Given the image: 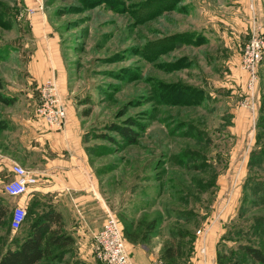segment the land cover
<instances>
[{"label":"rangeland","instance_id":"1","mask_svg":"<svg viewBox=\"0 0 264 264\" xmlns=\"http://www.w3.org/2000/svg\"><path fill=\"white\" fill-rule=\"evenodd\" d=\"M26 1L0 0V92L16 98L12 106L0 104V121L6 123V115L28 109L26 95L32 91L26 66L33 8ZM31 1L38 2L59 41L68 78L66 101L76 112L106 218L114 216L122 226L129 255L134 246L160 260L164 245L174 240L185 253L174 264H184L189 238L196 241L197 231L215 221L221 264H254L243 249L264 252V191L241 193L225 222L216 217L223 200L219 181L229 180L241 164L240 145L247 152L256 142L250 152L264 151V112L259 114L264 55L251 114L254 133L241 144V135L231 131L247 82L240 57L254 29L264 35V0L261 12L249 5L246 16L235 0ZM84 110L88 116H81ZM113 125L135 132L136 142ZM261 170L264 165L255 166L247 176L262 181ZM12 209L0 224V254L21 231L10 230ZM76 252L67 247L40 264H70Z\"/></svg>","mask_w":264,"mask_h":264},{"label":"crops","instance_id":"2","mask_svg":"<svg viewBox=\"0 0 264 264\" xmlns=\"http://www.w3.org/2000/svg\"><path fill=\"white\" fill-rule=\"evenodd\" d=\"M26 4L27 8H33L28 14L27 24L33 40L26 66L27 88L32 91L26 95L28 109L6 115L8 127L0 133V203L7 208L8 214L11 205L13 208L16 205L23 206L27 214L32 215V220L48 210L60 213L64 222L63 230L75 241V259L85 264H98L91 254V245L93 235L101 230L105 221L106 205L91 176L89 157L82 143L76 112L71 100L66 101L68 78L59 41L46 24L38 2L35 5L31 0H27ZM235 4L245 16L249 14L246 9L249 5L260 12L262 9L261 0H235ZM234 19L240 21L238 17ZM238 73L244 82L245 74L242 71ZM49 79L55 80L59 97L66 107L65 126L59 132L49 130L34 114L38 89ZM254 119L250 111L241 104L233 110L231 131L241 135V144L244 138L247 139V134L254 133ZM245 120L248 125L244 123ZM252 138H249L248 142L251 143ZM252 145H248L247 152L243 145L237 147L244 154L241 164L233 172V176L229 175V180L221 178L219 181V197L223 200L217 207L219 216L216 219L221 222L227 220L226 217L233 213L240 201L244 178L248 174L247 162L251 148L254 147ZM14 164L23 167L31 181L23 195L11 199L3 194L2 187L12 178L10 169ZM235 173L241 176H235ZM223 183L227 185L223 186ZM219 220L216 222L219 223ZM215 224V221H211L200 231V236L193 242L194 249L188 264H216V234L219 229ZM200 249H203L204 253H200ZM130 257L135 264H149L155 261L154 256L146 255L143 249L134 246L133 255Z\"/></svg>","mask_w":264,"mask_h":264},{"label":"trees","instance_id":"3","mask_svg":"<svg viewBox=\"0 0 264 264\" xmlns=\"http://www.w3.org/2000/svg\"><path fill=\"white\" fill-rule=\"evenodd\" d=\"M259 72V70H258ZM259 74V73H258ZM3 89L0 83V91ZM16 102V98L9 96L0 92V104L9 107ZM264 112V97L261 99L259 106V114ZM89 111L84 110L81 113V116H88ZM260 120V119H259ZM7 123L4 120L0 121V131L7 129ZM119 134L126 138L131 144L136 142V133L129 131L125 128H119L115 125L111 126ZM264 165V151L259 150V152L252 151L248 160V171H251V168L257 166L261 168ZM263 170H261L262 172ZM264 173V171H263ZM258 177V178H263ZM255 176L252 174L246 176L243 187H242V196L246 192H252L253 196L260 195V192L264 191V179H254ZM260 197V196H258ZM8 216L7 208L0 203V224ZM26 221V219H28ZM32 215H28L26 212V218L23 224L21 225L20 233L15 238L12 239L11 244H9L3 253L0 254V264H40L46 260L50 261L55 259V252L62 250L67 247H72L75 244V241L71 235L66 233L63 230L64 222L63 217L60 213H55L53 210L46 211L40 217L32 220ZM10 220V216H9ZM26 223V224H25ZM25 224V225H24ZM19 229V230H20ZM23 229V230H22ZM11 230V228H10ZM18 230V231H19ZM123 239V229L121 226ZM17 232V231H16ZM126 235V233H125ZM183 238V237H182ZM190 245L189 251L185 256L184 264H188L190 260V253L193 249V240L194 237L189 238ZM245 257L249 259L254 264H264V252L258 248L247 246L243 249ZM185 253L183 252V245L180 241H171L170 243L164 245L160 260L164 264H174V261L178 258H183ZM224 256L220 255V252L217 250L216 253V264H221ZM70 264H85L79 259H73Z\"/></svg>","mask_w":264,"mask_h":264},{"label":"built area","instance_id":"4","mask_svg":"<svg viewBox=\"0 0 264 264\" xmlns=\"http://www.w3.org/2000/svg\"><path fill=\"white\" fill-rule=\"evenodd\" d=\"M264 55V35L254 29L250 39L243 47L239 67L246 73L247 82L245 96L241 105L251 114L256 111V87L259 81L258 67ZM36 118L41 120L49 130L62 131L65 126L66 109L59 97L58 87L54 79L42 83L38 89V99L34 109ZM12 178L2 187L5 196L16 199L26 192L27 171L19 166L12 165ZM26 210L23 206H15L10 215L12 232L20 229L25 221ZM200 234V231H197ZM200 253H204L200 249ZM91 254L98 264H135L125 245L121 225L114 216H108L99 232L93 235ZM149 264H164L162 260H155Z\"/></svg>","mask_w":264,"mask_h":264}]
</instances>
